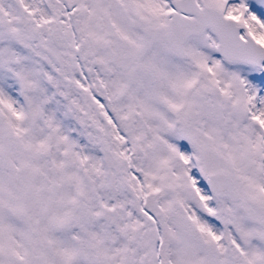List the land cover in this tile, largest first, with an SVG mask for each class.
<instances>
[{
    "label": "snow or ice",
    "instance_id": "6c2138e0",
    "mask_svg": "<svg viewBox=\"0 0 264 264\" xmlns=\"http://www.w3.org/2000/svg\"><path fill=\"white\" fill-rule=\"evenodd\" d=\"M0 264H264V0H0Z\"/></svg>",
    "mask_w": 264,
    "mask_h": 264
}]
</instances>
